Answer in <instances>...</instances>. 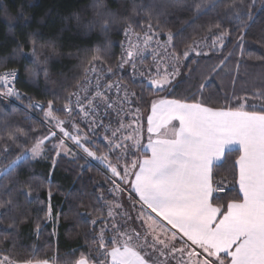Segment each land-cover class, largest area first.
I'll list each match as a JSON object with an SVG mask.
<instances>
[{
    "label": "trees",
    "instance_id": "16d2710c",
    "mask_svg": "<svg viewBox=\"0 0 264 264\" xmlns=\"http://www.w3.org/2000/svg\"><path fill=\"white\" fill-rule=\"evenodd\" d=\"M148 29L169 35L179 58L199 43L207 49L186 59L173 87L121 79L142 117L156 100L264 116V0H0V73L17 71L16 88L66 120L90 67L115 72L125 32ZM51 133L0 100V259L109 264L111 245H102L99 228L121 155L95 138L85 149L94 163L82 154L55 159ZM41 140L47 156L32 160L28 153ZM239 157V150L226 152L212 168L211 204L221 215L241 202Z\"/></svg>",
    "mask_w": 264,
    "mask_h": 264
},
{
    "label": "crops",
    "instance_id": "0c3cea01",
    "mask_svg": "<svg viewBox=\"0 0 264 264\" xmlns=\"http://www.w3.org/2000/svg\"><path fill=\"white\" fill-rule=\"evenodd\" d=\"M167 102L177 105L183 123H141L132 173L124 178L141 208L138 230L120 234L110 262L118 256V264H264V123ZM233 150L240 151L241 202L221 215L211 204V172Z\"/></svg>",
    "mask_w": 264,
    "mask_h": 264
},
{
    "label": "rangeland",
    "instance_id": "374dc122",
    "mask_svg": "<svg viewBox=\"0 0 264 264\" xmlns=\"http://www.w3.org/2000/svg\"><path fill=\"white\" fill-rule=\"evenodd\" d=\"M205 49L207 45L199 43L179 58L171 52L169 35L163 36L152 29L142 35L127 30L117 70L113 72L97 66L90 67L85 81L72 96L68 119L55 117L50 109L43 114L45 123L56 132H52V136L49 135L50 149L55 153V159L66 157L75 160L82 154L87 161L94 163L92 155H88L85 149L90 143L97 141L95 138L103 140L121 155L123 162L119 163V169L116 165L113 167L116 176L111 175L112 186L108 189L107 198L103 200L106 219L99 228L98 238L102 245H118L120 236L125 234L124 231L138 230L137 213L141 208L135 204L132 194L127 191L128 180L124 178H128L132 173L131 166L137 153L135 150L141 140V123H183L179 120L182 113L176 108L177 105L167 100L153 102L152 121L148 120V115L142 117L135 107L133 96L128 92L126 82L121 79L130 76L135 81L145 82L155 90L173 87L182 75L186 59L206 53ZM237 113L240 123H244V119L255 121L248 123H264V116L249 117L241 109ZM45 144V141L41 140L29 151L32 160L46 158ZM119 170L123 178L118 175ZM49 223L55 233L56 225L51 217ZM122 232L123 235H120ZM132 239L131 241L135 242L134 238ZM109 252L106 253L108 258ZM117 260L118 256H112L109 264H118ZM0 264L12 263L7 259H0Z\"/></svg>",
    "mask_w": 264,
    "mask_h": 264
},
{
    "label": "built area",
    "instance_id": "2783aa9c",
    "mask_svg": "<svg viewBox=\"0 0 264 264\" xmlns=\"http://www.w3.org/2000/svg\"><path fill=\"white\" fill-rule=\"evenodd\" d=\"M17 76L18 73L15 70L4 71L0 73V100L20 109L29 117L44 124L50 131L55 133V131L43 120L44 110L42 105L31 101L16 88ZM216 192L223 193L224 190L218 189Z\"/></svg>",
    "mask_w": 264,
    "mask_h": 264
}]
</instances>
